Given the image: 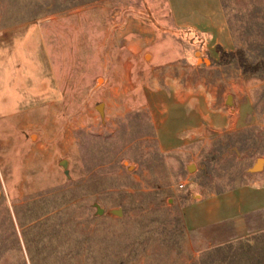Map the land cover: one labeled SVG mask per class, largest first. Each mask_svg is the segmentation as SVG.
<instances>
[{
    "label": "rangeland",
    "instance_id": "374dc122",
    "mask_svg": "<svg viewBox=\"0 0 264 264\" xmlns=\"http://www.w3.org/2000/svg\"><path fill=\"white\" fill-rule=\"evenodd\" d=\"M221 1L230 46L167 0H0V264H264V211L183 218L264 171V0Z\"/></svg>",
    "mask_w": 264,
    "mask_h": 264
},
{
    "label": "crops",
    "instance_id": "0c3cea01",
    "mask_svg": "<svg viewBox=\"0 0 264 264\" xmlns=\"http://www.w3.org/2000/svg\"><path fill=\"white\" fill-rule=\"evenodd\" d=\"M167 4L178 26L212 32L219 42L230 46L221 0H167ZM179 120L181 129L192 127L186 113L180 114ZM255 174L259 175L247 184L185 204L182 211L186 227L197 229L227 221L245 226L249 215L264 211V171Z\"/></svg>",
    "mask_w": 264,
    "mask_h": 264
},
{
    "label": "trees",
    "instance_id": "16d2710c",
    "mask_svg": "<svg viewBox=\"0 0 264 264\" xmlns=\"http://www.w3.org/2000/svg\"><path fill=\"white\" fill-rule=\"evenodd\" d=\"M236 56L239 58V62L243 67V69L245 70V72H255L259 70L261 67L259 64H250L246 59L242 50H238L237 52L226 51V50L222 51L223 58H234Z\"/></svg>",
    "mask_w": 264,
    "mask_h": 264
},
{
    "label": "water",
    "instance_id": "95a60500",
    "mask_svg": "<svg viewBox=\"0 0 264 264\" xmlns=\"http://www.w3.org/2000/svg\"><path fill=\"white\" fill-rule=\"evenodd\" d=\"M204 61H208L207 58H205ZM62 164L66 165L67 160H63ZM263 166H264V157H259L255 161V163L249 168V171L252 173L258 172L259 170L263 168ZM188 168L191 170L194 168V165H189ZM99 211H102V210L100 209Z\"/></svg>",
    "mask_w": 264,
    "mask_h": 264
},
{
    "label": "bare ground",
    "instance_id": "6f19581e",
    "mask_svg": "<svg viewBox=\"0 0 264 264\" xmlns=\"http://www.w3.org/2000/svg\"><path fill=\"white\" fill-rule=\"evenodd\" d=\"M229 100L231 101V97H229ZM99 107V106H98ZM101 107H102V104H101V106L99 107L100 109H101Z\"/></svg>",
    "mask_w": 264,
    "mask_h": 264
}]
</instances>
